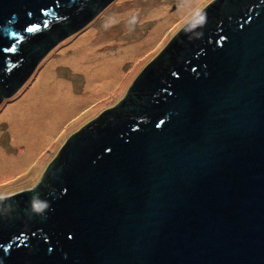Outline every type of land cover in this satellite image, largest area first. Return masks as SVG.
Returning <instances> with one entry per match:
<instances>
[{"label": "water", "instance_id": "1", "mask_svg": "<svg viewBox=\"0 0 264 264\" xmlns=\"http://www.w3.org/2000/svg\"><path fill=\"white\" fill-rule=\"evenodd\" d=\"M86 1L0 0V101ZM100 118L0 196V264H264V0H213Z\"/></svg>", "mask_w": 264, "mask_h": 264}, {"label": "bare ground", "instance_id": "2", "mask_svg": "<svg viewBox=\"0 0 264 264\" xmlns=\"http://www.w3.org/2000/svg\"><path fill=\"white\" fill-rule=\"evenodd\" d=\"M199 1L183 0L181 9L170 14L167 13L168 6L163 1L146 6L145 10L139 8L145 17H160V20L145 36L130 42L121 43L120 38L114 36L110 39L93 41L92 37L96 33L93 26L84 29L74 42L73 39L68 41L66 44L72 43L63 48V53L59 57L54 56L46 62L45 68L40 73L46 81L41 82L40 78H37L20 99L6 106L3 111L4 114L12 113L9 117H12L10 123L14 131L11 135L12 139H17L24 146L17 153L7 152L0 146V189L15 190L37 176L47 156V147L54 146L59 133L101 106L107 97L104 100L100 99L112 93L109 83L113 79L119 81L116 86L120 84L125 77L120 70L121 62L132 59L131 69H137L136 66L154 50L151 44L163 32V26H169L176 19L189 13L188 10ZM133 7L128 6L113 12L106 22H121ZM162 20L164 22L160 24ZM111 26L115 25L111 24ZM113 40L119 43L103 49L98 47L103 42ZM68 47L69 50L72 49L70 53L69 50L67 51ZM60 60L70 63L76 70L83 71L86 79L85 89H87L85 94L80 97L73 94L70 81L59 77L54 71L55 64L61 62ZM81 108H87L86 115L80 112ZM16 181L20 184L11 187Z\"/></svg>", "mask_w": 264, "mask_h": 264}, {"label": "rangeland", "instance_id": "3", "mask_svg": "<svg viewBox=\"0 0 264 264\" xmlns=\"http://www.w3.org/2000/svg\"><path fill=\"white\" fill-rule=\"evenodd\" d=\"M160 1H163L167 4L168 14L178 9H181V3L183 2V0H111L85 24H83L82 26H80L78 29L68 34L67 36L58 40L36 63L32 72L28 75V77L24 80V82L12 94H10L9 96L2 97L0 101V146H2L7 152H14V153H17L21 149V147L24 146V144L18 141L17 139L15 138L12 139L11 135L14 134V131L12 129L13 125L10 123L12 117L9 118L11 112L10 113L7 112V114L6 113L4 114L3 111L6 108V106L20 99L23 96V94H25L30 89V87L36 82L37 78H40L41 82L46 81L45 77H43V75H40V73L45 68V64L46 62H48V60H50L54 56L59 57L60 54L63 53L62 51L63 48L67 47L69 44L74 42L78 37V35H80L81 32L84 31V29H86L88 26H93L94 32H96L92 37L93 41L110 39L112 36H114V38H120L121 43H125V42H130L133 39L141 38L143 35L145 36V34L152 29V26H154V24L160 20V17H154V18L145 17L143 15V11H141V9L139 8L142 7V10H145L146 6L157 4ZM212 1L213 0H200L199 2H196L192 7V9L188 10L189 13L176 19L175 22H173L169 26L168 25L163 26V32L161 31L162 33L160 34V36H158L157 39H155L151 44L154 50L150 51L148 55L136 66L137 69L135 68L131 69L132 59H126L123 62H121L120 70L122 74H124L125 76L118 85L121 88H117L118 86H116L119 83V81L117 79L116 80L113 79L109 83L110 89H112L111 95L104 96L100 99V100H104V98L107 97L104 103L101 106H99L97 109H94V112L92 114L87 115L83 119H80V121H78L76 124L75 122L72 123L71 125L66 127L65 130L62 131V133H59L54 146L47 147V156L45 157L44 163L40 168V172H39L41 176L46 170L45 168L48 166V164L57 156L61 146L66 142V140L74 132L82 128L88 121L96 118L103 110L115 105L118 101H120L121 98L125 96L131 83L133 82L135 77L139 74V72L143 69V67L147 65L166 46L169 40L192 17H194L197 13H199L204 7H206ZM128 6H134V7L129 12V14L121 20V22L120 21L112 22V23L106 22L109 19V17L113 14V12H116ZM133 19L135 22L130 23ZM163 22L164 20H162L160 24H162ZM111 24L115 26L113 27L111 26ZM70 40H72V42L66 44ZM117 43H119V41L116 40L109 41L106 43L103 42V44H100L98 47L103 49V48H107V46L110 45L113 46ZM69 49L70 47H68L67 51ZM71 51L72 49L69 50V53ZM60 61L61 62L56 63L54 66V71L57 73V75L61 78H65L70 81L71 91L73 94H76V96L79 97L85 94L87 89H85L86 79L83 71L74 69L73 67H71L70 63L64 62V60L63 61L60 60ZM116 88L117 90L115 91ZM79 110L83 115H86L85 111L87 110V108H81ZM32 169L33 168H31V170ZM39 180H40L39 178L36 179V181H34L35 182L34 184H28L27 182L28 180H26L27 183L24 182V184L18 186L17 188H15V190H11V191H7L6 189L5 190L0 189V196L31 188L34 185H36ZM18 184H20V182L16 181L12 183L11 187Z\"/></svg>", "mask_w": 264, "mask_h": 264}, {"label": "trees", "instance_id": "4", "mask_svg": "<svg viewBox=\"0 0 264 264\" xmlns=\"http://www.w3.org/2000/svg\"><path fill=\"white\" fill-rule=\"evenodd\" d=\"M107 0H87L85 2V4L82 6V9L79 11V13L75 16V20L76 23L74 24V26H80L86 19L88 16H90L91 14H93L94 12H96ZM232 3L233 2H240L242 0H230ZM70 22H65L64 24H69ZM62 29H65V26L62 25L61 26ZM71 28V27H67L66 29ZM55 34V33H54ZM56 35V34H55ZM58 35V34H57ZM168 48V47H167ZM175 51V47L172 44L168 49L167 52L172 55L173 52ZM4 93V90L0 91V96H2V94ZM121 110L118 109L117 113L115 114V116H110V117H116V116H120V117H124L123 115H121ZM100 116V114L92 119L91 121H89L88 123H86L83 127L85 126H89L92 125L94 122H99V121H103V118L98 119V117ZM141 117V115H140ZM82 127V128H83ZM65 144V143H64ZM48 168V167H47ZM47 170V169H46ZM46 172V171H45ZM49 183L45 184V183H41L38 187L39 193H40V197H43L46 195L48 188H49ZM6 198V197H5ZM8 198H6L5 200L0 201V212L5 210V203L7 201Z\"/></svg>", "mask_w": 264, "mask_h": 264}, {"label": "clouds", "instance_id": "5", "mask_svg": "<svg viewBox=\"0 0 264 264\" xmlns=\"http://www.w3.org/2000/svg\"><path fill=\"white\" fill-rule=\"evenodd\" d=\"M134 19L130 23H134ZM32 208L35 213H41L45 208H47V204L44 202H32Z\"/></svg>", "mask_w": 264, "mask_h": 264}, {"label": "crops", "instance_id": "6", "mask_svg": "<svg viewBox=\"0 0 264 264\" xmlns=\"http://www.w3.org/2000/svg\"><path fill=\"white\" fill-rule=\"evenodd\" d=\"M46 168H47V167H46ZM46 168H45V169H46ZM45 169H44V170H45ZM39 172H40V171H39ZM39 172H38V174H39ZM42 173H43V172H42ZM42 173H41V174H42ZM38 174H37V176H38ZM37 176H35L34 178H32V180H31L30 182H28V184H34V183H35L34 181H36V179H38V178L40 179V176H41V175L39 174V176H38V177H37ZM36 177H37V178H36ZM35 178H36V179H35ZM34 179H35V180H34ZM33 180H34V181H33Z\"/></svg>", "mask_w": 264, "mask_h": 264}, {"label": "flooded vegetation", "instance_id": "7", "mask_svg": "<svg viewBox=\"0 0 264 264\" xmlns=\"http://www.w3.org/2000/svg\"><path fill=\"white\" fill-rule=\"evenodd\" d=\"M62 148V147H61Z\"/></svg>", "mask_w": 264, "mask_h": 264}]
</instances>
